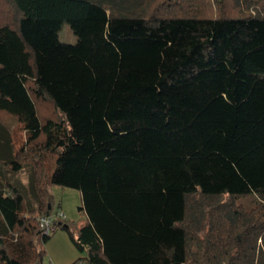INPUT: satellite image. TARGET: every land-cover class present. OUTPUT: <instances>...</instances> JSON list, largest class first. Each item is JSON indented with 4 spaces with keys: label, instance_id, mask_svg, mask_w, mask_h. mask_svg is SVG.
<instances>
[{
    "label": "trees",
    "instance_id": "16d2710c",
    "mask_svg": "<svg viewBox=\"0 0 264 264\" xmlns=\"http://www.w3.org/2000/svg\"><path fill=\"white\" fill-rule=\"evenodd\" d=\"M2 1L0 264H45L52 184L78 264H264V0Z\"/></svg>",
    "mask_w": 264,
    "mask_h": 264
},
{
    "label": "rangeland",
    "instance_id": "374dc122",
    "mask_svg": "<svg viewBox=\"0 0 264 264\" xmlns=\"http://www.w3.org/2000/svg\"><path fill=\"white\" fill-rule=\"evenodd\" d=\"M2 4L4 6V14L0 16V19L10 17L12 10H10L5 1H2ZM59 37L65 43L74 44L77 42V36L68 23L63 24L59 32ZM38 109L42 118H58L60 115L47 100L38 101ZM4 118L8 122L14 123V120L9 116H4ZM14 124L16 125V123ZM16 129L18 134H15V136L18 137L15 138V142L16 145H19L25 140V132L19 125L16 126ZM29 167L30 165H27L26 170L17 174L16 179L28 182L31 175V169ZM49 191L52 195V214L54 215L60 210L65 215V224H68L70 231L77 237L78 228L87 221L86 213L80 209L82 206V194L80 190L52 184L49 186ZM240 201L245 205H250L253 202L251 196L243 198ZM42 247L44 249L43 261L45 264H78L76 261L79 258H85L87 256L86 251L81 252L76 247L69 231L61 225H58L47 242L44 244L42 242Z\"/></svg>",
    "mask_w": 264,
    "mask_h": 264
},
{
    "label": "built area",
    "instance_id": "2783aa9c",
    "mask_svg": "<svg viewBox=\"0 0 264 264\" xmlns=\"http://www.w3.org/2000/svg\"><path fill=\"white\" fill-rule=\"evenodd\" d=\"M65 215L59 210L56 214L42 215L39 218L40 227L43 234L51 235L58 227V222L64 220ZM79 264H88L86 261L81 260Z\"/></svg>",
    "mask_w": 264,
    "mask_h": 264
},
{
    "label": "water",
    "instance_id": "95a60500",
    "mask_svg": "<svg viewBox=\"0 0 264 264\" xmlns=\"http://www.w3.org/2000/svg\"><path fill=\"white\" fill-rule=\"evenodd\" d=\"M63 227L67 228L68 227V224H64Z\"/></svg>",
    "mask_w": 264,
    "mask_h": 264
}]
</instances>
